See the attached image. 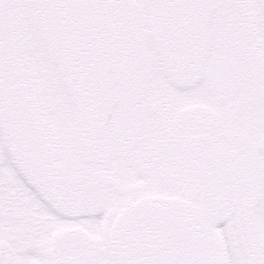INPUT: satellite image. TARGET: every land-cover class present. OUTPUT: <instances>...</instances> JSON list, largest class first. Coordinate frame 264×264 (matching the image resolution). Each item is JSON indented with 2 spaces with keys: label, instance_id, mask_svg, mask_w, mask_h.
<instances>
[{
  "label": "flooded vegetation",
  "instance_id": "flooded-vegetation-1",
  "mask_svg": "<svg viewBox=\"0 0 264 264\" xmlns=\"http://www.w3.org/2000/svg\"><path fill=\"white\" fill-rule=\"evenodd\" d=\"M90 1L104 25L87 32L78 0H0L2 104L12 130L36 137L11 155L19 168L40 162L30 175H0L5 258L18 230L3 219L22 201L41 244L29 264H264V0ZM46 11L57 15L65 73ZM216 53L240 72L223 99L202 76ZM96 56L121 68L127 111L137 109L125 119L133 142L103 141ZM83 129L90 142L69 139Z\"/></svg>",
  "mask_w": 264,
  "mask_h": 264
}]
</instances>
